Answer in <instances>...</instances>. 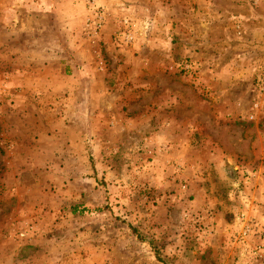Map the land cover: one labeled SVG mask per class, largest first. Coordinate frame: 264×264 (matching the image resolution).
Masks as SVG:
<instances>
[{
    "label": "rangeland",
    "instance_id": "374dc122",
    "mask_svg": "<svg viewBox=\"0 0 264 264\" xmlns=\"http://www.w3.org/2000/svg\"><path fill=\"white\" fill-rule=\"evenodd\" d=\"M78 1L65 31L0 10V50L37 65L72 34L99 80L74 145L44 144L29 131L63 130V98L22 116L0 53V264H264V1Z\"/></svg>",
    "mask_w": 264,
    "mask_h": 264
},
{
    "label": "crops",
    "instance_id": "0c3cea01",
    "mask_svg": "<svg viewBox=\"0 0 264 264\" xmlns=\"http://www.w3.org/2000/svg\"><path fill=\"white\" fill-rule=\"evenodd\" d=\"M81 4L78 0H25L23 3L13 4L12 8L9 6L0 7V10L2 11L6 8L13 9L21 6L25 10V14L33 18V15L37 16L40 6L43 5L48 17L52 18L53 23H57L58 26L60 23L61 29L65 31L67 26L70 25L73 28V26L77 25V20L73 21V14L77 12V14L80 13L82 15ZM15 11L17 12V9ZM17 19L18 16L14 20ZM60 20L63 23L59 22ZM6 21L9 20L0 19V26L4 27L7 24ZM71 28L68 30L72 32ZM4 30L6 29L4 28ZM70 35L72 37V41L70 42L73 47H70L71 50L67 54L58 55L52 49H47L45 50L47 59L37 65H34V62L31 61V58H35V56L27 49L14 50L11 47L12 44H7L0 50L1 54L7 51L10 53V56H13L11 60L14 63L9 70L8 81L10 83L8 86L15 94L13 96V105L19 107V110H25V114H27H22V116L26 117L30 114L29 105L31 106L33 103L38 104L35 102L33 96H41V99L43 97L44 99L46 98L45 102L49 100L48 104H52L54 98H63L61 102L66 108L65 113H67V115L63 113V117L61 118L63 123L61 129L63 130L56 131V127L45 129L43 126L40 128L36 125L35 127L37 129L29 131V133L39 138L37 142L55 144L60 139L66 147L74 145L73 141H71L73 139L72 134H74L71 133L73 129H70V126L65 124L67 121L66 116H69V112L79 114V106L83 105V99L88 94V89L93 91L95 86L97 88L99 82L96 76L98 72L95 67L83 64L84 58H86V52L78 50V46L74 43L77 38L73 37L72 34ZM89 98L91 100L93 95H90ZM42 111L45 112V110ZM52 150H49V152ZM61 164H58V168L60 166L62 167ZM53 166L56 167V165Z\"/></svg>",
    "mask_w": 264,
    "mask_h": 264
},
{
    "label": "built area",
    "instance_id": "2783aa9c",
    "mask_svg": "<svg viewBox=\"0 0 264 264\" xmlns=\"http://www.w3.org/2000/svg\"><path fill=\"white\" fill-rule=\"evenodd\" d=\"M97 2L98 0H86V5L90 6L91 9H96ZM92 15L93 16L87 19V26L90 27L89 31L93 35H96L98 31L102 28L103 18L102 16H99V14H96V12H93Z\"/></svg>",
    "mask_w": 264,
    "mask_h": 264
},
{
    "label": "trees",
    "instance_id": "16d2710c",
    "mask_svg": "<svg viewBox=\"0 0 264 264\" xmlns=\"http://www.w3.org/2000/svg\"><path fill=\"white\" fill-rule=\"evenodd\" d=\"M77 208H78V206H75V207H73L72 209H71V211H72V213L73 214H77ZM84 211H79L78 213H83V212H87V211H89L88 209H83Z\"/></svg>",
    "mask_w": 264,
    "mask_h": 264
}]
</instances>
